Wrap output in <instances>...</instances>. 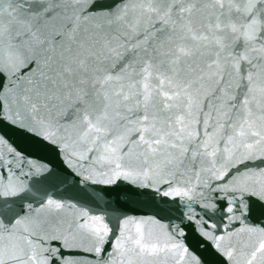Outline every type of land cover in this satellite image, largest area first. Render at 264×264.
<instances>
[{"label":"snow or ice","instance_id":"1","mask_svg":"<svg viewBox=\"0 0 264 264\" xmlns=\"http://www.w3.org/2000/svg\"><path fill=\"white\" fill-rule=\"evenodd\" d=\"M0 264H264V0H0Z\"/></svg>","mask_w":264,"mask_h":264}]
</instances>
